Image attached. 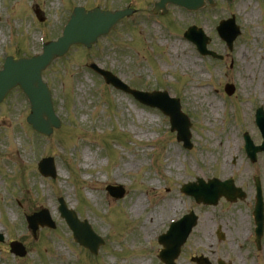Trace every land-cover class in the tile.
<instances>
[{
	"label": "rangeland",
	"instance_id": "374dc122",
	"mask_svg": "<svg viewBox=\"0 0 264 264\" xmlns=\"http://www.w3.org/2000/svg\"><path fill=\"white\" fill-rule=\"evenodd\" d=\"M36 1L0 0V62L7 55L32 56L39 52L41 40L57 37L62 21L70 18L78 3L103 9L131 7L133 13L99 37L91 48L71 47L44 72L62 120L61 127L51 135L38 133L26 122L30 105L21 90H13L0 105V230L5 235L0 241V264H133L131 245L157 247L154 233L163 230L171 217L192 209L200 221L183 246L178 264H191L185 257L195 253L224 257L234 260V264H259L260 258L264 264V248L258 250L253 241L248 244L244 239L251 226L246 215L248 202L213 209L196 205L180 191V185L194 176L207 179L237 174L239 185L245 187L249 182L253 185L249 179L259 173L264 183V154L252 164L243 137L247 131L254 141L262 140L254 118L256 107L264 106V0H215L213 5L207 3L196 11L168 4L164 15L150 12L158 0ZM231 14L236 15L242 34L229 50L216 25ZM192 24L205 29L211 37L209 46L224 54L223 60L201 56L184 39L183 30ZM242 50L248 53L243 60L239 58ZM91 62L113 69L137 88H164L180 97L183 110L193 122L194 148L187 150L177 140L176 133L170 131L168 116L106 84L89 68ZM258 82L263 86L254 90ZM227 83L235 85L232 95L225 91ZM211 101L223 108L219 110ZM169 154L172 157L167 160ZM43 155L55 157V178L40 174L37 162ZM152 180L154 190L149 195L156 196L152 204L158 203L159 197L163 210L157 208L158 227L147 241L144 234H130L138 224L134 220L142 223L144 215L129 220L135 189L129 190L128 185ZM109 182L126 186L123 199L109 195ZM91 186L97 201L89 196ZM59 197L105 239L98 254L74 239L59 212L53 215ZM169 202L174 208L166 214ZM106 203H119V207H108ZM38 204L50 210L57 225L40 227L35 236L25 228L23 211L31 207L38 211ZM9 206L13 209L11 216L7 214ZM144 211L149 213L148 208ZM224 216L232 219L227 226L221 221ZM240 216L247 217L249 226L238 233ZM203 219V224L208 220L210 230L223 226L226 239L215 238L214 230L212 234L204 233ZM10 221L17 226L15 230L7 227ZM12 240L25 245L26 257H16L9 251ZM58 240L61 250L54 251L53 241ZM154 257L151 264H156Z\"/></svg>",
	"mask_w": 264,
	"mask_h": 264
},
{
	"label": "water",
	"instance_id": "95a60500",
	"mask_svg": "<svg viewBox=\"0 0 264 264\" xmlns=\"http://www.w3.org/2000/svg\"><path fill=\"white\" fill-rule=\"evenodd\" d=\"M185 1H187V0H183L181 2L183 4H185ZM203 4H204V2L202 1V3L200 5H203ZM126 13H128V12L119 13L113 19V21L117 20L118 18H120L121 16L125 15ZM100 14L109 16L108 13H100L99 10H97L95 12H91L90 14H88V16L95 17V16H98ZM79 15L82 16L83 18H86V15L82 11H79ZM109 21H111V19H107V22H109ZM224 26L225 27H222V28L228 30L226 27L233 26V20H230V21L224 23ZM88 28H92V27L89 26ZM235 30H237V29H235ZM237 33H238V31H234L233 35H232V38H234ZM95 40H96V38L93 41H95ZM63 41H64V39L62 40V42ZM93 41L92 40H88V41H85V43L88 46H90ZM74 42H82V41L80 39H77ZM70 44L63 45V48H58L56 50L50 51V54H51L50 58L52 59L55 55H61L64 52H66V50L68 49ZM202 50L205 52V44L202 45ZM208 53H211V52H208ZM211 54L215 55L214 53H211ZM12 64L13 63H10V65H12ZM23 64H24L23 60H20V61H16V63H14L13 66L16 67L17 71H23V70L28 69L29 65L22 66ZM8 67H10V66H8ZM31 78H32V75H31ZM21 79H23V76L21 77ZM30 80L31 79H29V81ZM108 80L114 82L118 86H123L122 84H120L117 80H115L112 77L108 76ZM30 82L32 83L33 92L31 94H32L33 100L35 101V103L40 104L39 108H40L41 111H39V110L36 111L35 108H33V113L29 117V121L32 122L37 129L42 130L44 132H49V131H51L52 125L55 123V116L53 115L52 109L50 107V103H49V100H48V94H47L48 92H47L46 88L40 83V81L37 80L38 83L36 82V80H32ZM133 92L135 93V91H133ZM141 98L143 100H146V101L150 102L151 104H155V105L161 106L162 108H164V110L167 113H170L173 118H177V117L180 116L179 106L174 104L173 100H169L167 98L166 94H151V95L142 94ZM1 99L2 98L0 97V100ZM170 102H172V103H170ZM42 112H43L44 115L42 114ZM45 115H48L49 118L45 119V117H44ZM262 120L264 121V118H262ZM111 191H112L113 194H115L117 196L119 194H122V192H119V191L116 192L117 189H113L112 188ZM198 195L200 196V199H204V197H202L201 193H199ZM65 213H66V216L69 217V219L73 220V222H75L77 220L76 219V215H75V213L73 211L70 210V211H67ZM192 218H193V216H192ZM76 233H77L76 237L80 241L84 242V240L81 237V233L79 232V230H77ZM179 244L180 243H176V249H175L174 246H170L168 248V250H167L168 257L165 258L168 264L172 263V258L175 257L177 252H179V248H180ZM171 251H173V253H169Z\"/></svg>",
	"mask_w": 264,
	"mask_h": 264
},
{
	"label": "bare ground",
	"instance_id": "6f19581e",
	"mask_svg": "<svg viewBox=\"0 0 264 264\" xmlns=\"http://www.w3.org/2000/svg\"><path fill=\"white\" fill-rule=\"evenodd\" d=\"M253 17H254V13H251L249 15V18L252 19ZM0 36H1V31H0ZM172 45L175 46L176 43L174 42V43H172ZM247 56H248V53L246 51L242 50L239 52V58L241 60L245 59ZM262 86H263L262 83L258 82L257 86L254 87V90H258V89L262 88ZM211 104L216 105L219 110H221L223 108L221 105H217V103L214 101H211ZM171 157H172V155L169 154L167 157V160H170ZM127 167H129V164ZM92 183L94 184L95 182H92ZM149 183L152 185L155 182L153 181V183L152 182H149ZM141 186H142V188L147 187L148 189H149V187H151L149 184H147L145 182H142ZM142 188L140 187L137 190L134 198L131 200L130 205H129L128 213L130 215V218H132V219H133V217H139L140 215H142L144 209L147 207L146 200H149V198L145 194V190H143ZM89 196L94 201L98 200V196L96 194L90 193ZM157 202L159 203L160 201L157 199ZM158 203L155 204V207L149 213L146 214L142 224L140 225V229L147 236L146 237L147 240H150V238H151V237L149 238V234H151V232H153L158 227L157 218H156V215L158 214V210H157V208H158L157 206H159ZM166 204H167V202H166ZM160 206H161L160 208L163 210L162 204ZM173 208H174V206H171V202H169L168 210L166 211V214H170L172 212ZM8 210H9V215L11 216L13 214V210L12 209H8ZM241 220L243 223V218ZM203 227H204V233L210 234V224H209L207 219L205 220ZM53 244L56 245L53 247L54 251H59V249L61 250V241H59V240L53 241ZM129 248L131 250H139V247H136L135 245H131ZM140 248L143 249V247H140ZM149 261H150V257L148 259L147 255H139V256H136L135 258L132 259V262H135L136 264H149Z\"/></svg>",
	"mask_w": 264,
	"mask_h": 264
}]
</instances>
